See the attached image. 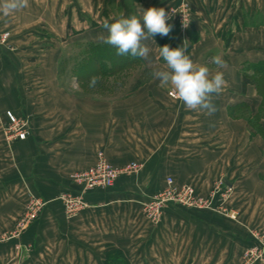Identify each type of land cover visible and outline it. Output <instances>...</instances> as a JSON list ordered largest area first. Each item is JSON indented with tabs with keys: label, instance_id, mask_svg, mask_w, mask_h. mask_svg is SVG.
<instances>
[{
	"label": "crops",
	"instance_id": "crops-1",
	"mask_svg": "<svg viewBox=\"0 0 264 264\" xmlns=\"http://www.w3.org/2000/svg\"><path fill=\"white\" fill-rule=\"evenodd\" d=\"M179 1L28 0L8 16L0 12V31L10 33L8 46L0 47V183L10 201L17 190L25 198L28 188L48 202L27 239L33 245L28 264H237L250 232L264 231V139L244 117L232 116L255 115L260 106L254 87L242 93L241 73L245 65L264 62V0H188L189 35H197L189 55L226 80L212 116L186 110L168 96L170 87L153 79L115 103L74 99L47 87L48 78L56 86V75L44 73L41 55L30 57L35 44L27 35L48 33L55 48L67 39L79 47L101 44L105 20L149 7L167 11ZM145 43L150 52L141 59L144 66L165 68L158 45ZM215 55L225 68H210ZM7 112L27 122L24 140L7 135ZM98 152L113 167L138 163L141 170L89 195L87 208L65 220L58 197L78 190L74 175L91 167ZM167 178L203 197L221 181L231 189L224 207L237 219L169 205L151 225L142 205Z\"/></svg>",
	"mask_w": 264,
	"mask_h": 264
},
{
	"label": "rangeland",
	"instance_id": "rangeland-1",
	"mask_svg": "<svg viewBox=\"0 0 264 264\" xmlns=\"http://www.w3.org/2000/svg\"><path fill=\"white\" fill-rule=\"evenodd\" d=\"M182 3L190 4L188 0H180L171 9H168L166 11L169 13V15H171V18L167 21V23L172 25V31L168 36H161V37H163L162 38L163 45L168 44L172 48L183 46L184 42L186 41L189 45L188 46V54H189L192 45L196 40L192 41L193 36L190 38L189 35V31L191 32L190 29L192 28L193 25V19L191 18V23L189 28L184 33H182L179 27L178 19L175 17L177 9ZM189 6L191 7V5ZM191 14H192V8H191ZM27 38L30 41V44L31 43L35 44V47H33L32 50H30L31 52L30 57L37 56L38 54L41 55L45 59L44 73H46L47 76H50L51 74L56 75V82H55L56 86L54 85L53 81L50 78H48L47 87L64 90L68 95H70L74 99L93 100L99 103H115L120 100L128 99L133 95V93L131 92V88L134 86L137 80H141L142 82V85L138 88L140 89L144 86L149 85V83L153 79V77H151L150 74L142 75L143 70L141 68H133L123 74L109 78L107 80L97 79L96 84L100 85L99 88L96 87L94 90H91L88 88L89 86L88 82L85 83L77 80L75 73H73V70L75 69H73L71 65L70 66L65 65L63 67V70H61L62 61L68 57L77 55L80 51L79 46L72 44V42L67 39V40H63L62 45L58 44L57 47L55 48L52 46L53 44L52 37L48 33L42 31L37 32L36 34L27 35ZM38 43H41L40 47H38ZM42 46L44 47L46 46V49H43ZM39 50L42 51L39 52ZM159 58L163 62L162 58L161 57ZM55 60H58L57 65H55L54 63ZM211 65L212 67L210 66L209 67L213 70L215 68V65L214 64ZM170 92H172V90ZM237 116L244 117L247 121L248 117H251V114H249L248 116L244 112H240L237 115H235L234 118H236ZM14 118L16 120H19L20 122H23L22 119H18L15 116ZM262 122L263 121L261 120L260 122L261 127H262ZM7 127L8 128L5 131L7 132L8 136H11L9 131L10 125H8ZM254 133L264 139V136L256 133L255 131ZM4 171H5L4 169L0 170V175H2ZM0 185L1 187H3L2 183H0ZM1 187H0V264H28V262L32 261V258H30L29 251L33 250V245L31 243V245L28 246L27 239L30 236V234H31L30 239L32 238V235H35V230H34L35 226L39 223L43 213L45 212L46 205L48 204V202L45 201L42 197L38 195H34L28 188L25 189V195H26L25 198L24 196L21 195L22 191L17 190L16 191L17 197L14 195L15 198H12V201H10V197H7V194L5 193L7 192L6 187L5 186L3 188ZM31 197H36L41 201H43L45 203V208L40 214L39 218L34 223H32L24 231L20 232L18 237L14 238L12 237V234L15 231L14 228L17 223V220L21 216L25 206L30 201ZM26 198L27 201L25 203ZM24 203L25 206L24 208H22ZM63 213H64V209H63ZM226 217H228L230 220L233 221L237 219L236 214L234 219L230 218L229 216ZM64 218L65 220H68L65 216V213H64ZM249 235H250L249 247L242 253L241 258L239 259L237 264H264V247L259 246L260 244L259 242L264 244V231L263 232L260 230L252 231L250 232ZM256 247H258V251H256L253 254H249L250 252H252L253 248Z\"/></svg>",
	"mask_w": 264,
	"mask_h": 264
},
{
	"label": "clouds",
	"instance_id": "clouds-1",
	"mask_svg": "<svg viewBox=\"0 0 264 264\" xmlns=\"http://www.w3.org/2000/svg\"><path fill=\"white\" fill-rule=\"evenodd\" d=\"M27 6L28 0H3L0 12L8 16ZM170 18L165 8L149 7L142 9L140 15L121 16L113 22L105 20L102 27L107 36L103 43L115 48L118 56L148 60L150 48L145 41H155L157 35L168 36L172 31V25L167 23ZM188 46L186 41L183 46L175 48L168 44L159 46L158 54L166 67L154 70L151 75L154 81H159L160 87H170L174 98L181 101L186 110L212 116L218 110L214 98L226 86L224 73L219 70L213 73L207 66L195 64L188 54ZM210 62L217 69L226 67V61L220 55L211 57ZM96 83L97 78L92 77L89 86L94 87Z\"/></svg>",
	"mask_w": 264,
	"mask_h": 264
},
{
	"label": "built area",
	"instance_id": "built-area-1",
	"mask_svg": "<svg viewBox=\"0 0 264 264\" xmlns=\"http://www.w3.org/2000/svg\"><path fill=\"white\" fill-rule=\"evenodd\" d=\"M188 3H182L176 12L179 27L184 33L191 23V7ZM174 14V12H173ZM10 39V33L0 31V47H7ZM169 97L174 99L173 93ZM10 125V137L14 136L18 140H24L26 137V122L16 120L11 113L6 114ZM141 170L138 163L116 168L110 165L102 152L96 154L95 163L73 177V182L78 187L76 192H66L59 197L63 205L65 216L68 220L76 218L83 210L87 208L86 197L99 191H107L114 188L117 180L122 176L136 174ZM231 189L226 187L221 181L217 182L212 191L205 197L196 193L191 185L176 186L173 179L167 178L165 187L149 197L142 205L143 216L151 225H157L162 217L164 209L169 205L178 206L193 211H210L217 214L235 218V213L227 211L224 207L229 198ZM45 208V203L36 197H31L24 208L21 216L15 225V231L12 237H18L19 233L27 229L34 223ZM259 246L264 244L259 242ZM258 251V247L253 248V254Z\"/></svg>",
	"mask_w": 264,
	"mask_h": 264
},
{
	"label": "trees",
	"instance_id": "trees-1",
	"mask_svg": "<svg viewBox=\"0 0 264 264\" xmlns=\"http://www.w3.org/2000/svg\"><path fill=\"white\" fill-rule=\"evenodd\" d=\"M196 36L192 37V41L197 39ZM162 38L163 37L160 35L154 37L155 42L160 47L163 46ZM227 45L228 42H226V46ZM65 65H71L73 69H75L73 70V73H75L77 80L85 83H89L92 77L107 80L133 68H141L143 70L142 75L150 74L152 77V71L144 66L140 58L118 56L116 55V49L106 43L82 45L77 55L68 57L62 61L61 70H63ZM241 75L242 93H245L248 86H252L254 87L257 96L261 99L258 112L255 115L248 117L247 122L256 133L264 136V129L260 124L261 120H264V62L245 65L242 69ZM141 85V80H137L131 88V92L134 93ZM99 86L100 85L96 84L94 87L88 86V88L94 90L96 87L99 88ZM241 109L242 108L239 106L233 109L232 113L241 111ZM232 116L234 117L235 115L232 114ZM262 155L264 156V149L262 150Z\"/></svg>",
	"mask_w": 264,
	"mask_h": 264
}]
</instances>
